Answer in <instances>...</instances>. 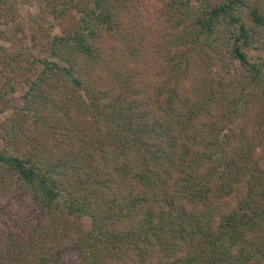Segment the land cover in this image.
I'll return each instance as SVG.
<instances>
[{
    "label": "trees",
    "instance_id": "16d2710c",
    "mask_svg": "<svg viewBox=\"0 0 264 264\" xmlns=\"http://www.w3.org/2000/svg\"><path fill=\"white\" fill-rule=\"evenodd\" d=\"M140 1L41 0L67 21L42 52L0 44L25 84L0 119V264H264V61L245 51L264 1L166 2L151 92L102 42L132 56L120 17ZM19 30L0 0V38Z\"/></svg>",
    "mask_w": 264,
    "mask_h": 264
},
{
    "label": "rangeland",
    "instance_id": "374dc122",
    "mask_svg": "<svg viewBox=\"0 0 264 264\" xmlns=\"http://www.w3.org/2000/svg\"><path fill=\"white\" fill-rule=\"evenodd\" d=\"M169 0H141L138 4L139 15H121L120 20L127 33L129 43L136 47L130 56L129 50L119 41L104 39L106 53L112 48L120 50L128 56V67L132 73V81L137 87L151 92L164 78L163 44L170 39V22L165 16V3ZM258 1V0H256ZM264 1V0H262ZM41 0H11L20 19V30L12 40H3L1 52L20 51L25 55H38L42 52V44L47 34L58 32L66 25V20L44 14L39 4ZM8 21L6 25H10ZM251 59L260 56L264 61V50L245 49ZM1 66V65H0ZM23 75L6 81V75L0 69V104L5 103L8 108L0 112V119L11 115L14 106L20 104V93L25 86ZM188 83V81H186ZM12 84V85H11ZM12 86V87H11ZM264 165V159L262 160Z\"/></svg>",
    "mask_w": 264,
    "mask_h": 264
}]
</instances>
